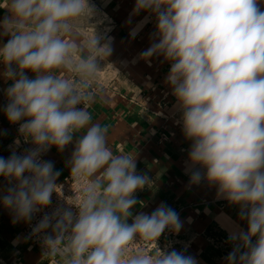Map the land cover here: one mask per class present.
<instances>
[{
  "label": "clouds",
  "instance_id": "9594fccd",
  "mask_svg": "<svg viewBox=\"0 0 264 264\" xmlns=\"http://www.w3.org/2000/svg\"><path fill=\"white\" fill-rule=\"evenodd\" d=\"M8 15L0 21V75L4 113L35 147L0 157V176L11 187L2 197L14 222L30 221L51 204L59 172L41 159L50 147L74 143L68 161L79 186L78 199L45 214L32 235L43 234L45 256L59 264H198L195 257L162 250L158 239L179 233V214L161 203L151 214L128 223L138 190L152 185L137 173L136 159L116 155L107 128L92 121L89 107L112 38L96 30L103 23L89 0H0ZM155 15V42L140 56L162 55L170 62L166 83L176 99L188 150L190 183L217 186L218 198L240 206L247 230L229 235L227 264H264V11L260 0H136L133 14ZM147 21L130 35L134 38ZM81 22L95 25L91 38L78 40ZM27 71L34 73L29 78ZM82 107H78L81 106ZM80 134L74 142V135ZM20 144V139L14 141ZM199 166V167H197ZM58 193V192H57ZM51 229L50 232L47 230ZM138 238V239H137ZM138 240L155 248L133 251ZM16 243V241H14Z\"/></svg>",
  "mask_w": 264,
  "mask_h": 264
},
{
  "label": "crops",
  "instance_id": "0c3cea01",
  "mask_svg": "<svg viewBox=\"0 0 264 264\" xmlns=\"http://www.w3.org/2000/svg\"><path fill=\"white\" fill-rule=\"evenodd\" d=\"M95 4L96 19H107L96 24L97 32L112 38V54L102 62L95 85L99 88L97 98L89 107L94 123L107 128L109 147L113 153L130 154L136 159L137 173L147 174L153 183L134 193L138 203L131 209L132 223L135 215L151 214L161 203L173 208L182 222L179 231L182 238L191 240L183 251L196 258L198 264H227L226 257L233 250L229 235L238 229L247 230L246 220H241L240 206L218 198L217 186L206 180L190 183L188 150L191 141L182 131L181 113L171 87L166 83L170 62L162 55L149 59L140 54L155 42L154 14L141 11L133 14L136 0H89ZM264 11V0H260ZM0 8V21L8 15ZM147 17V21L133 38L132 29ZM95 25L81 22L77 27L78 40L91 38ZM0 37V47L9 39ZM4 65L0 63V73ZM29 78L34 73L27 71ZM12 82L0 75V157L8 158L12 151L22 150L14 143L16 133L3 109L7 104L5 90ZM80 134L74 135V142ZM74 143L63 151L50 147L45 161L54 164L59 172L56 181L71 173L68 161ZM199 167V166H197ZM12 185L0 176V264H46L26 239L24 228L27 221L14 222V213L5 208L2 197ZM225 239L226 246L215 247L213 240ZM16 241V243H14Z\"/></svg>",
  "mask_w": 264,
  "mask_h": 264
},
{
  "label": "built area",
  "instance_id": "2783aa9c",
  "mask_svg": "<svg viewBox=\"0 0 264 264\" xmlns=\"http://www.w3.org/2000/svg\"><path fill=\"white\" fill-rule=\"evenodd\" d=\"M94 88L96 92L98 91V87L94 85ZM78 107H82L78 106ZM10 125L14 128L16 133V139H20V144L18 145L19 148L22 150V153H24L26 150L31 149L35 147L30 141L25 142L24 138L19 135L18 128L19 123H10ZM48 152V151H47ZM47 152L43 153L41 155V159L45 160V157L47 155ZM58 188L57 192H53L52 198H51V204L45 208H42L39 212L35 213L30 221H27L24 233L26 236L27 241L29 244L39 253L41 256V259L45 261L46 264H59V257H51V256H45L44 250L42 248L41 244V237L43 234L39 235H32L33 228L39 223V221L43 218V216L47 214L53 213L58 207L66 208V207H73L67 203L69 201L70 203L75 202L78 199L79 196V186L75 179L71 176V173L64 176L62 179L56 181ZM48 232L51 231V229L47 230ZM138 239V238H137ZM191 240H184L179 233H174L169 230H165V232L161 235V237L157 241L158 247H160L162 250H168L171 251L172 249H175L177 251L183 252L190 244ZM213 245L215 247H221L226 246L227 242L225 239H216L213 240ZM143 248L146 252H151L155 248V242L154 241H143L138 240V242L131 246V250L136 251Z\"/></svg>",
  "mask_w": 264,
  "mask_h": 264
}]
</instances>
